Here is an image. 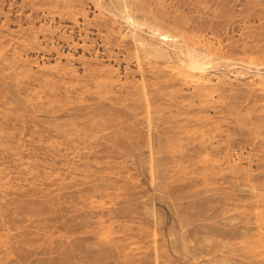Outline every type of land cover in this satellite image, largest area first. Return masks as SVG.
<instances>
[{
	"label": "rangeland",
	"instance_id": "obj_1",
	"mask_svg": "<svg viewBox=\"0 0 264 264\" xmlns=\"http://www.w3.org/2000/svg\"><path fill=\"white\" fill-rule=\"evenodd\" d=\"M127 2L204 84L111 0H0V264H264V0Z\"/></svg>",
	"mask_w": 264,
	"mask_h": 264
},
{
	"label": "bare ground",
	"instance_id": "obj_2",
	"mask_svg": "<svg viewBox=\"0 0 264 264\" xmlns=\"http://www.w3.org/2000/svg\"><path fill=\"white\" fill-rule=\"evenodd\" d=\"M111 1L113 4L115 3V6L118 9V11L127 13L125 16V20L129 23L130 27L133 28V30H135V32H133V34L130 35L134 38L135 41L142 39V38H140V36H138L137 33L141 30L146 29L147 33H149V36L151 38L156 39L161 44H168V46H173L172 49H164V48L159 47L153 43H149V45L151 46V48H149V51H151V53L154 56L162 58V59H166V58H169L171 56V54H173L175 56V58L184 62V65L186 66V69L183 70V75L185 77V80H187V81L190 80L191 82H197V84H201V85L204 84L203 75H204L205 70L208 68L207 65L209 64V62L205 61L204 56H201L197 50L193 49L190 46V44L188 43V39L183 32L181 33V31H180V32H177V34L174 32L176 35H172L167 29H166L167 31L163 30L162 27L159 26V24L157 25L154 23L155 21L153 22L152 20L148 19L149 15L146 16L147 13L144 14V17H145L144 21H140L138 19H135L129 13L130 6H129V3L127 2V0H111ZM140 9H141V7H140ZM179 26H180L179 24H176L175 27H179ZM256 71H257L258 76L260 77L259 84L261 86H264V73H262V74L259 73L260 71L258 68ZM102 77H103V75H102ZM97 80H99V79H97ZM97 80H95V81H97ZM102 80H104V79L102 78L101 81ZM97 85H99V84H97ZM201 85H200V87H201ZM158 137H160V136H158Z\"/></svg>",
	"mask_w": 264,
	"mask_h": 264
}]
</instances>
